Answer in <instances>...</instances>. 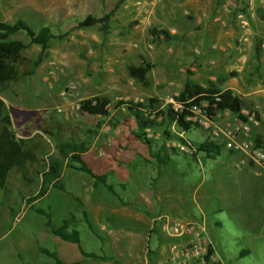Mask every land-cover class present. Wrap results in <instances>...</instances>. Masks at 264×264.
<instances>
[{
	"label": "rangeland",
	"instance_id": "1",
	"mask_svg": "<svg viewBox=\"0 0 264 264\" xmlns=\"http://www.w3.org/2000/svg\"><path fill=\"white\" fill-rule=\"evenodd\" d=\"M189 1L190 6L187 3L184 6L192 8L186 9L184 20L179 24L182 30L176 39L154 43L148 31L162 30L163 24L169 27L161 16V3L164 11L169 10L166 16L175 21L184 8L183 0H0V22L13 24L20 20L34 32L46 27L56 36L48 42L32 75L20 76L0 92L7 113L14 116L16 110H25L23 113L31 120L33 131H40L43 135L47 132L63 141L68 139L76 153L89 149V162L95 169L106 170L109 174L111 170H107L106 164H98L97 151L113 152L117 146V149L122 148L130 138L127 131L134 129L132 121L123 122L126 111L114 109L117 101L142 102L155 98L161 102L159 108L162 109L165 104L173 102V97L178 95L186 81L200 87H205L208 82H217L221 89H230L245 100L249 110L258 118L257 124L250 129L260 132L264 140V21L259 17L263 11L260 0ZM195 9L201 15V23L196 27L192 23ZM88 15L96 18L107 16L105 32L100 31L98 24L76 27ZM215 18H218L215 25L204 32L206 24ZM10 39L27 44L20 53L17 66L19 74H22L36 58L40 47L28 44L22 32L11 35ZM164 48L168 49V56H165ZM142 63L152 66L145 75L147 86L131 80L127 74L129 67ZM125 81H130V84ZM94 96L106 97L110 102L108 111L112 116L104 125V132H99L100 122L96 118L81 116L76 107L81 100ZM196 101L200 113L205 115L207 103L201 98ZM39 110L53 115H50L51 121L45 120L46 125L44 121H36ZM209 118L211 126L198 125V130L188 135L193 140L224 147L225 138L221 134H213L214 126L223 128L227 123V131L231 132L235 122L222 118L219 111L213 112ZM116 126L119 129L116 136L121 138L119 142L122 145L118 143L114 147L106 138L113 135ZM164 127L171 133L175 132L173 125L166 127L164 124ZM146 138L155 145L161 141L159 130L146 131ZM29 142L43 150L49 148L47 141L41 139L38 133ZM168 146L176 149L178 144L168 142L165 147ZM144 147L139 141L130 147L132 152L127 153L136 157V161L130 164H151ZM123 151L120 156L112 153L111 158L124 164L123 159L128 156ZM36 155L40 160L41 155ZM258 165L260 170H264V163ZM41 169L40 162H37L28 169L26 180L14 172L9 173L0 190V225H4L7 218L22 207L25 209L23 199L35 195ZM67 172L68 169H65L63 179ZM109 179L116 182L113 175ZM138 183V180L133 181L131 188L129 185L133 193L138 190ZM152 190L149 192H155L153 187ZM243 214L247 216L248 223H231L227 233L216 232V236L220 237V264H264V177L260 178V210H244ZM250 217L254 221L260 220V229L249 225ZM91 218L98 224L94 216ZM170 225L175 224L170 222ZM156 230L165 236L161 223ZM42 231L46 233L48 230H40L32 221V216L27 214L17 229L0 233V264H47L48 260L37 253L40 244L46 245ZM80 233L84 236V240L81 239L84 247L95 250L96 239L87 230L83 229ZM152 237L148 238V244L152 242ZM125 248L127 246H121L117 251L121 262L139 257L132 249L129 254ZM242 250H247L248 255L239 256ZM168 256L163 254L160 264Z\"/></svg>",
	"mask_w": 264,
	"mask_h": 264
},
{
	"label": "crops",
	"instance_id": "2",
	"mask_svg": "<svg viewBox=\"0 0 264 264\" xmlns=\"http://www.w3.org/2000/svg\"><path fill=\"white\" fill-rule=\"evenodd\" d=\"M189 2V0H183L182 8H184L175 21L166 16L169 10L164 11L163 3H161V16H164V23L169 26L166 27L163 24L164 29L162 30L166 32L168 39H164L162 35L158 37L152 36L151 30H162L150 29L148 33L154 43L160 40L171 42L176 39V36L182 30L179 24L183 22L186 11L192 8H185L184 6V3L190 6ZM194 12L192 23L196 27L199 22L201 23V15L197 13L196 9ZM217 20L218 18L210 20L206 24L204 32L212 28ZM175 30L177 31L176 34ZM164 49L165 56H168V49ZM149 65L151 66V64ZM125 83L130 84V81H125ZM209 83L215 84V87L220 91L229 90L233 95L243 100L241 96L236 95L230 89H221L216 84L217 82ZM243 102L249 109L245 100ZM2 103L4 104L3 101ZM23 112L25 110H16L14 116L8 114L11 129L16 139L30 141L31 137L38 133L41 139H45L49 145V148H47L49 150H43L38 146L32 145L35 149L36 162L26 166L27 173L28 169L37 164V162H40L42 168L45 158L50 155L54 156L62 161L61 173L58 179L60 188L50 186L42 197L31 203H26V199H23L24 205H26L25 209L22 207L12 217L9 216L4 225H0V233L10 229L14 231L22 223L24 217L30 214L32 221L40 230H43V228L48 230L46 233L42 231L44 239H46V245L40 244L37 248V253L48 260L46 261L47 264H160L162 263L163 254L166 253L169 256L163 264H170L171 259L177 255L178 250L185 245L186 241H180L177 238H166L156 230H159L160 226V222L156 219L162 216H165L169 223L171 222L172 224H185L193 221L202 222L214 253L221 262L222 256L219 253L220 237L216 236V232L227 233L229 230L227 228L228 224L240 221L245 223L248 219L243 214L244 210H250L251 212L260 210V178L264 177V170H260L258 164L249 161L239 152L215 145L217 147L216 154L204 155L198 153L191 158L188 154L178 153L175 150L167 151L166 148H163L166 144L164 145L163 141H160L158 145L151 142L149 146L144 147L151 164H130L136 161V157L134 154L127 152H132L130 147L136 145L137 140L131 135L135 131L133 119L125 112L123 122L131 123L132 121L134 124V129L127 131L130 137L128 138V144H124L120 149H117V146L116 152L97 151L96 160H98V164H106L107 170H111L109 174L106 170L95 169L89 162L87 158L89 149L77 153L72 149L74 152L71 153L79 155L93 173L105 176V183L112 188L113 194H111L104 185L94 186L93 180L88 175L89 178L80 175L79 173H84L76 170V164L73 161H69L71 154H65L61 149H52V144L55 141L68 143L72 147L71 141L68 139L66 141L57 139L47 132L43 135L40 131H33L31 120ZM241 112L246 111L243 110ZM40 113H42V110H39V116L35 117L36 121L40 123L44 121L46 125V119L47 122L52 120L50 117V115L53 117L52 113ZM111 116L109 113L107 117H91L96 118L100 122L99 132H104L106 130L104 125ZM195 130L198 129H192L185 137L195 143L204 142V140H193L188 135H191ZM118 131L117 127L112 131L113 135L106 138V141H110L114 147L118 143L122 145L119 142L121 138L116 136ZM249 136L253 141H255L257 136L264 141L260 136V132L251 130ZM50 137L52 140H49ZM121 150H125L123 153H127L126 155L128 156L123 159L124 164L121 161H115V158H111L112 153L120 156ZM36 154L41 155L40 160ZM174 160L178 162L174 164ZM65 169H68V172L63 179ZM11 172L16 173L15 171ZM16 174L22 180L28 179L27 175L26 178H22L18 173ZM111 175H113L116 182H112L109 179ZM38 176L40 179L39 174ZM137 180L139 182L138 190L133 193L129 189V185L131 188L132 182ZM39 185L40 180L34 194L37 193ZM141 185L145 186V188L142 189ZM152 187L155 191L153 193L149 192ZM81 190H83V193ZM161 202L163 204L160 205ZM69 206H73V208H69ZM162 207L165 208L163 209ZM93 216L98 220V224L91 218ZM251 219L250 217L249 225L253 229H260V220L258 222V220L254 221ZM62 221L67 223V232H75L77 234V245L63 241L51 233V228H57ZM46 222H49L50 225L47 226ZM86 222L90 224L92 229L88 228ZM83 229L87 230L96 239L97 248L95 250L92 247H84L81 241V239L84 240V236L80 233ZM143 234H145L144 242ZM151 235H153V240L148 244L147 240ZM121 246H127L125 250L129 254H131L132 249L139 254V257L137 259L133 257V260L124 261V263L121 262L119 260L120 255L117 252ZM81 252L86 255L93 254L99 259L94 260L85 257L81 255ZM241 254L248 255V251L242 250L238 255L240 256Z\"/></svg>",
	"mask_w": 264,
	"mask_h": 264
},
{
	"label": "trees",
	"instance_id": "3",
	"mask_svg": "<svg viewBox=\"0 0 264 264\" xmlns=\"http://www.w3.org/2000/svg\"><path fill=\"white\" fill-rule=\"evenodd\" d=\"M260 19L264 21V11L259 15ZM107 16L96 18L94 16H86L79 21L76 27H90L93 25H100L99 29L105 32ZM22 32L28 39V44L37 45L40 47V51L36 58L30 62L29 68L22 74H19L17 66L20 59V53L26 48L27 44L19 41L11 40L10 36ZM152 36L158 37L162 35L164 39H168L166 32L151 30ZM56 36L51 31L43 27L37 32H34L29 26L20 20L15 21L13 24H6L0 22V92L6 90L10 84L16 82L20 76H30L33 74L34 68L39 64V61L43 55L44 50L47 48L48 42L54 39ZM150 65L142 63L138 67H129L127 69L128 77L131 80L138 81L142 85L147 86L145 81V75L150 69ZM203 99L207 103V109L205 115L211 116L213 112L228 111L230 114L236 116L241 122L246 121V116L241 114V111L245 110L247 114L252 113L257 120L256 114L247 109L243 100L238 96L233 95L229 90L220 91L215 87L213 83H207L205 87H200L190 84L186 81L183 84L181 91L177 96L173 97V102L177 106L174 109L172 104H165L160 109L161 102L155 98H148L142 102L122 101L119 100L115 103L114 109L123 108L127 115L133 119L135 124V131L131 133L132 137L139 141L144 146H149L150 141L146 138V131H158L160 132V139L165 145L168 142H175L179 146L186 147L190 150V156L193 158L198 153L204 155H214L217 153V147L209 142L195 143L188 140L185 136L192 129L198 128V125L191 120L193 117L191 113V107L196 106L197 99ZM109 106V100L106 97L94 96L78 102L77 110L79 114H86L88 116H100L107 117L109 112L107 110ZM160 120H157V119ZM166 127L173 125L175 132L171 133ZM181 134V136H179ZM255 145L263 147L264 141L259 136L255 138ZM164 149L166 147H163ZM53 150L61 149L65 154H71L74 152L70 144L55 141L52 144ZM167 151H178V148L169 147ZM69 161H73L76 164V170L88 175L93 180V185H104L107 191L113 194L112 188L105 183V176L97 175L87 166V164L80 158L79 155L71 154ZM36 162L35 149L32 147L29 141H23L16 139L14 132L11 129V123L8 113L4 107V104L0 100V188H2L6 182V179L11 171H15L22 178H26L27 165H31ZM62 161L58 160L54 156H47L42 166L40 175V185L37 193L34 196L26 199V203H31L40 197H42L47 189L52 187L60 188L58 179L61 173ZM40 212L39 210H36ZM89 229H92L90 224L86 222ZM49 226V222H46ZM67 223L62 221L60 226L55 229L51 228V233L57 236L63 241H67L73 244H78L77 234L75 232H67ZM211 253L208 249L206 256L204 257L205 264H219V263H207V256ZM81 255L91 258L99 259L93 254ZM242 255V254H241Z\"/></svg>",
	"mask_w": 264,
	"mask_h": 264
},
{
	"label": "built area",
	"instance_id": "4",
	"mask_svg": "<svg viewBox=\"0 0 264 264\" xmlns=\"http://www.w3.org/2000/svg\"><path fill=\"white\" fill-rule=\"evenodd\" d=\"M249 2L251 0H248ZM260 9L264 11V0L259 2ZM174 109L177 106L171 103ZM77 107V106H76ZM191 113L193 117L191 120L197 125L203 127L211 126V120L206 115H202L199 109L195 106L191 107ZM246 116V121L241 122L236 116L230 114L228 111H222V118L233 119L235 127L231 132L227 131L228 124L225 123L224 127L214 126L213 134H221L225 138L224 148L241 153L249 161L255 164L264 163V146L258 147L255 142L250 138V126L256 125L257 120L252 113L247 114L241 112ZM181 136V134H179ZM178 150L184 154H190V150L183 146H177ZM161 223V229L165 233L166 237L177 238L185 240L186 243L181 247L177 255L171 259L170 264H205L204 257L207 254L208 249L211 253L207 256V263H219V259L216 257L211 243L206 238L205 226L202 222H188L185 224L170 225L169 220L166 217H158L156 219Z\"/></svg>",
	"mask_w": 264,
	"mask_h": 264
}]
</instances>
